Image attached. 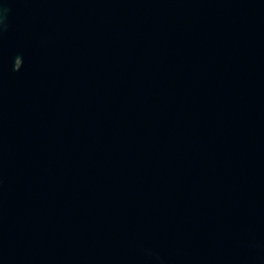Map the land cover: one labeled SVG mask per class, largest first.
Listing matches in <instances>:
<instances>
[{
	"label": "water",
	"instance_id": "water-1",
	"mask_svg": "<svg viewBox=\"0 0 264 264\" xmlns=\"http://www.w3.org/2000/svg\"><path fill=\"white\" fill-rule=\"evenodd\" d=\"M0 264H264V0H0Z\"/></svg>",
	"mask_w": 264,
	"mask_h": 264
}]
</instances>
